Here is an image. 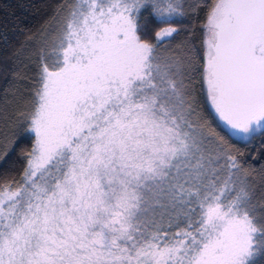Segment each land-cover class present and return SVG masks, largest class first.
I'll list each match as a JSON object with an SVG mask.
<instances>
[{
  "label": "snow or ice",
  "instance_id": "obj_1",
  "mask_svg": "<svg viewBox=\"0 0 264 264\" xmlns=\"http://www.w3.org/2000/svg\"><path fill=\"white\" fill-rule=\"evenodd\" d=\"M206 7L197 55L162 47L184 15L179 0L61 5L22 114L35 143L21 180L0 183V264H253L264 255V204L258 213L221 135L264 130V0ZM145 12L166 25L156 43L145 39ZM194 72L216 127L199 110Z\"/></svg>",
  "mask_w": 264,
  "mask_h": 264
},
{
  "label": "trees",
  "instance_id": "obj_2",
  "mask_svg": "<svg viewBox=\"0 0 264 264\" xmlns=\"http://www.w3.org/2000/svg\"><path fill=\"white\" fill-rule=\"evenodd\" d=\"M66 0H0V183L19 182L26 167V154L35 143L31 132L23 131L24 116L32 108V91L39 73V49L42 46L41 32L55 22ZM210 0H186L184 16L173 20L171 26L178 29L173 34V46L191 47L192 52L202 54L203 25L206 21ZM141 23L148 30L145 39L155 43V33L166 25L144 13ZM168 40L164 44L168 43ZM164 44L162 47H164ZM192 86L200 112L213 127L216 121L208 114L212 112L200 91L199 74H192ZM214 115V114H212ZM221 131L220 128L216 129ZM225 136L227 147L243 167V175L256 192L254 203L257 212L264 204V130L255 133L249 140ZM253 264H264V255Z\"/></svg>",
  "mask_w": 264,
  "mask_h": 264
},
{
  "label": "rangeland",
  "instance_id": "obj_3",
  "mask_svg": "<svg viewBox=\"0 0 264 264\" xmlns=\"http://www.w3.org/2000/svg\"><path fill=\"white\" fill-rule=\"evenodd\" d=\"M179 3L182 5V10H183V13H184V3H186V0H179ZM146 13V12H145ZM184 16V15H183ZM182 17V16H181ZM54 23L55 22H53V23H51V25L49 26V27H46V28H48V29H44L42 32H41V34H40V36H41V39H42V41L44 40V37H45V35H46V30L48 31V32H50L51 31V29H52V26L54 25ZM156 43V42H155ZM163 48H166V49H177V48H179L177 45H175V46H173V44H172V39L171 40H168V43H166V44H164V47ZM210 106V105H209ZM210 109H211V107H210ZM212 110V109H211ZM214 114V113H213ZM255 134V133H254ZM252 136H250V137H248V138H241V137H235L236 139H239V140H244V141H246V140H249L250 138H251Z\"/></svg>",
  "mask_w": 264,
  "mask_h": 264
}]
</instances>
